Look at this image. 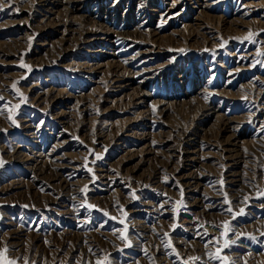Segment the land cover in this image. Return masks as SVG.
Listing matches in <instances>:
<instances>
[{
	"label": "rangeland",
	"instance_id": "1",
	"mask_svg": "<svg viewBox=\"0 0 264 264\" xmlns=\"http://www.w3.org/2000/svg\"><path fill=\"white\" fill-rule=\"evenodd\" d=\"M0 5L9 259L264 264V0Z\"/></svg>",
	"mask_w": 264,
	"mask_h": 264
},
{
	"label": "snow or ice",
	"instance_id": "2",
	"mask_svg": "<svg viewBox=\"0 0 264 264\" xmlns=\"http://www.w3.org/2000/svg\"><path fill=\"white\" fill-rule=\"evenodd\" d=\"M117 2V0H114V3ZM143 5H138V7H142ZM3 6L0 5V8H2ZM182 51V50H181ZM97 158H100L99 156H97ZM5 163V161H3L2 159H0V166H3V164ZM89 171H91V169H89ZM227 202V201H226ZM25 207H27V205H25ZM89 208H95L96 206L95 205H91L89 204L88 205ZM226 211L228 212H232L233 210L229 207L226 209ZM240 213L242 214L243 213V209H240ZM105 215H107V213H105ZM234 215H236L234 213ZM224 231L226 234L229 233V229H228V222H225V227H224ZM253 239L255 237H252ZM126 239V237H125ZM229 246V243L228 241L225 242V247H228ZM9 251L8 247L5 245L3 247V249H0V264H17V261L15 259H9L7 256H6V253ZM220 250L217 249V254L215 256V259L217 260H221L222 261V264H235V261H231L229 262L228 261V258L226 256H221L220 254ZM20 259H23V260H27V257H22ZM192 260H198L199 258L197 257H192L190 258ZM97 264H101V261H97Z\"/></svg>",
	"mask_w": 264,
	"mask_h": 264
},
{
	"label": "bare ground",
	"instance_id": "3",
	"mask_svg": "<svg viewBox=\"0 0 264 264\" xmlns=\"http://www.w3.org/2000/svg\"><path fill=\"white\" fill-rule=\"evenodd\" d=\"M97 40V39H96ZM100 40V39H99ZM110 42V41H109Z\"/></svg>",
	"mask_w": 264,
	"mask_h": 264
}]
</instances>
